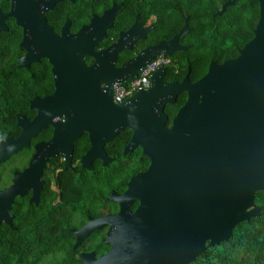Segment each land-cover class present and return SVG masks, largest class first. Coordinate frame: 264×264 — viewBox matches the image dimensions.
<instances>
[{
    "label": "flooded vegetation",
    "instance_id": "flooded-vegetation-1",
    "mask_svg": "<svg viewBox=\"0 0 264 264\" xmlns=\"http://www.w3.org/2000/svg\"><path fill=\"white\" fill-rule=\"evenodd\" d=\"M0 16V68L19 74L0 85L27 88L13 111L2 110L10 118L0 117L1 141L27 142L0 162V194H14L0 246L36 264H88L112 246L149 240L145 223L115 218L135 214L141 198L162 186L143 138L129 145L132 129L146 122L133 112L132 129L117 128L102 87L122 84L137 56L181 28L166 35L164 17L155 25L144 0H0ZM179 45L191 47L183 39ZM165 77V84L182 81ZM179 95L173 112L164 108L166 128L186 101ZM11 148L0 144L4 153Z\"/></svg>",
    "mask_w": 264,
    "mask_h": 264
},
{
    "label": "water",
    "instance_id": "water-1",
    "mask_svg": "<svg viewBox=\"0 0 264 264\" xmlns=\"http://www.w3.org/2000/svg\"><path fill=\"white\" fill-rule=\"evenodd\" d=\"M238 1H226L216 15ZM255 1L259 16L252 39L235 58L220 64L211 61L206 74L194 83L189 80V65L180 83L169 84L163 82L166 68L161 67L152 74L147 90L115 105L110 103L113 88L102 87L117 128L132 129L129 115L133 112L135 118L145 120L141 131L132 129L129 145L143 138L139 144L151 159V168L160 170L162 186L141 198L135 214L122 210L115 217L117 222L137 218L145 223L141 231L149 233V240L112 246L108 255L88 264H190L206 247L228 242L237 225L260 214L254 199L256 192L264 193V0ZM111 13L115 15L114 8ZM1 29L6 30L0 19ZM188 31L186 19L171 40L137 56L122 83L137 77L158 56L186 52L188 47L179 41ZM180 93L186 94V101L166 128L164 108L173 105ZM3 143L12 148L7 153L0 150V162L27 145L0 139ZM13 196L0 194V223L10 222L7 212Z\"/></svg>",
    "mask_w": 264,
    "mask_h": 264
},
{
    "label": "trees",
    "instance_id": "trees-1",
    "mask_svg": "<svg viewBox=\"0 0 264 264\" xmlns=\"http://www.w3.org/2000/svg\"><path fill=\"white\" fill-rule=\"evenodd\" d=\"M148 7V16L154 18L155 25L164 17V30L171 36L184 26L189 31L183 38L191 47L186 52L173 54L171 67L166 68L165 81L182 80L190 66V80L198 79L207 70L211 61L217 64L233 59L238 51L253 37V30L259 16V6L255 0H239L217 16L221 6L228 0H144ZM16 70L0 68V80L19 78ZM26 87L0 85V117L10 118L5 112H11L24 98ZM183 100L179 95L175 104L167 112L174 111ZM0 133H2L0 131ZM254 203L260 214L237 225L228 242L205 251L190 264H264V193L256 192ZM14 234V232L9 231ZM1 236V231H0ZM16 247L0 246V264H36L14 253ZM55 251L69 247L54 246ZM13 251V252H12Z\"/></svg>",
    "mask_w": 264,
    "mask_h": 264
},
{
    "label": "built area",
    "instance_id": "built-area-1",
    "mask_svg": "<svg viewBox=\"0 0 264 264\" xmlns=\"http://www.w3.org/2000/svg\"><path fill=\"white\" fill-rule=\"evenodd\" d=\"M169 60L166 57H157L140 69L137 77L130 78L122 84L116 85L113 95L115 103H121L137 91L147 90L151 85V76L161 67H167Z\"/></svg>",
    "mask_w": 264,
    "mask_h": 264
},
{
    "label": "rangeland",
    "instance_id": "rangeland-1",
    "mask_svg": "<svg viewBox=\"0 0 264 264\" xmlns=\"http://www.w3.org/2000/svg\"><path fill=\"white\" fill-rule=\"evenodd\" d=\"M203 75V74H202Z\"/></svg>",
    "mask_w": 264,
    "mask_h": 264
}]
</instances>
